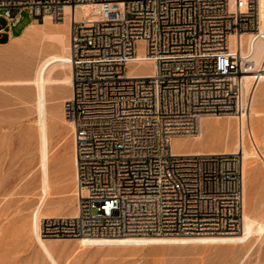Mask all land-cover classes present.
I'll return each mask as SVG.
<instances>
[{
	"label": "built area",
	"instance_id": "2783aa9c",
	"mask_svg": "<svg viewBox=\"0 0 264 264\" xmlns=\"http://www.w3.org/2000/svg\"><path fill=\"white\" fill-rule=\"evenodd\" d=\"M97 3H117V16H77ZM24 12L54 22L68 16L70 24L73 84L64 110L73 124L77 214L42 218L39 235L239 234L242 153L175 152L173 139L197 135L204 117L249 111L245 77L254 61L231 36L260 29L257 1L232 9L230 0H0V39ZM147 63L152 74L140 70Z\"/></svg>",
	"mask_w": 264,
	"mask_h": 264
},
{
	"label": "rangeland",
	"instance_id": "374dc122",
	"mask_svg": "<svg viewBox=\"0 0 264 264\" xmlns=\"http://www.w3.org/2000/svg\"><path fill=\"white\" fill-rule=\"evenodd\" d=\"M52 22L47 23L46 18L35 21L24 12L10 40L0 43V264H53L31 232L33 213L43 195L42 148L36 108L39 92L35 79L42 60L59 51V44L45 34L48 29L62 28ZM30 23L37 31L24 39H16ZM3 25L5 20L0 18V26ZM148 69L146 66L141 71ZM66 74V70H60L55 77ZM71 90L72 87L56 81L47 91L50 200L62 202L65 212L75 208L77 194L73 128L64 110ZM262 92L264 83L259 85L256 94ZM207 119L209 122H205L204 127L211 128L205 138L199 141L193 136L181 137L183 139L176 144L178 151L233 148L238 139L236 118L208 116ZM217 120L226 123L228 130L224 127L214 131ZM260 141L257 140L258 148L264 151V142ZM68 160L73 162L71 179L66 174ZM245 177L247 210L264 226V158L259 154L246 160ZM260 229L258 227L248 244L84 247L77 243L78 238H69L58 242L54 253L60 264H264V227Z\"/></svg>",
	"mask_w": 264,
	"mask_h": 264
},
{
	"label": "bare ground",
	"instance_id": "6f19581e",
	"mask_svg": "<svg viewBox=\"0 0 264 264\" xmlns=\"http://www.w3.org/2000/svg\"><path fill=\"white\" fill-rule=\"evenodd\" d=\"M242 8L246 7L248 0H240ZM259 19L260 29L256 32H248L237 37L231 36V44L233 46L240 45L243 47V51L248 50L252 53V60L254 61V68L245 77V91L249 96L250 94V109L247 114L243 116L225 115L237 120V136L238 139L234 143L233 148H225L223 151L211 149L209 151L205 149H191L188 151H178L176 149L177 141L183 139L176 137L173 139V149L175 152H189V153H206V152H238L240 151L243 155V178L245 177L246 160L250 157L259 154L264 158V151L258 148L257 140L264 142V92L256 94L257 89L261 83H264V0H256ZM239 0H230V6L232 9L237 7ZM118 8L117 3H97V4H85L77 9V16L84 15L87 18H105L112 15V13ZM69 8L66 11L69 12ZM47 23L52 22L47 17ZM36 21V19H35ZM32 23V22H31ZM27 26L24 33L16 39H24L32 34L36 30L34 24ZM56 26L62 28H51L46 30L45 33L49 40L50 38L59 44V51L49 54L42 60L40 67L37 72L35 83L38 87V99H37V114L39 115V126H40V139H41V159L43 167V195L37 207L34 210L32 217L31 229L41 251L45 256L53 261V264H60L57 257L55 256L54 249L60 241H67L68 239H44L39 235V226L42 218L56 217V216H75L77 214V196L75 208L70 212L61 213L62 202L51 201V177H50V140H49V110H48V98L47 91L50 85L54 82H62L72 87L73 84V70L71 65L68 63L67 58L69 55V31L70 24L68 16L64 21L52 22ZM37 31V30H36ZM46 37V36H45ZM43 39V38H42ZM248 49V50H247ZM247 50V51H246ZM150 67L148 71L143 72L145 74H152L154 69L151 64L147 63L142 66ZM60 70H66L67 74L61 78H56V72ZM66 73V72H65ZM142 72H135L132 74H143ZM208 117V116H207ZM207 117H204L201 121L200 132L193 136L199 141H202L207 130L211 127H204L205 122H209ZM222 118L223 116H216ZM60 119V118H59ZM69 124L73 128V124L66 118ZM215 127L213 130L224 129L228 130L229 126L217 120L214 122ZM206 125V124H205ZM235 125V124H234ZM235 128V126H234ZM232 128V129H234ZM220 130V131H221ZM249 138L252 140L251 146L248 145ZM260 141V142H261ZM212 143V142H211ZM202 144V143H201ZM213 144V143H212ZM197 145V144H196ZM264 146V144H263ZM264 148V147H263ZM75 163V158H74ZM76 178V175H75ZM246 182V181H245ZM244 182V183H245ZM248 205V191L246 189V183L244 184V217L243 226L244 229L239 234L232 235H196V236H124V237H82L78 238L77 243L81 246L88 247H117V246H146V245H178L186 246L192 244L200 245H220V244H246L251 237L258 231V227L262 229L263 225L250 215L247 210ZM245 208V207H244ZM260 229V230H261ZM248 244V243H247Z\"/></svg>",
	"mask_w": 264,
	"mask_h": 264
},
{
	"label": "crops",
	"instance_id": "0c3cea01",
	"mask_svg": "<svg viewBox=\"0 0 264 264\" xmlns=\"http://www.w3.org/2000/svg\"><path fill=\"white\" fill-rule=\"evenodd\" d=\"M10 38L11 37H9L8 34H2L1 35V39H0V43H2L3 39H5V41H8V40H10ZM66 174L68 175V179H71L73 177V162L71 160H68L67 173ZM68 200H69L68 205L69 204L71 205V200L70 199H68ZM61 207H62V205H61ZM64 212H65L64 208L62 207L61 208V213H64Z\"/></svg>",
	"mask_w": 264,
	"mask_h": 264
},
{
	"label": "trees",
	"instance_id": "16d2710c",
	"mask_svg": "<svg viewBox=\"0 0 264 264\" xmlns=\"http://www.w3.org/2000/svg\"><path fill=\"white\" fill-rule=\"evenodd\" d=\"M5 42H7V41H2V43H5Z\"/></svg>",
	"mask_w": 264,
	"mask_h": 264
}]
</instances>
